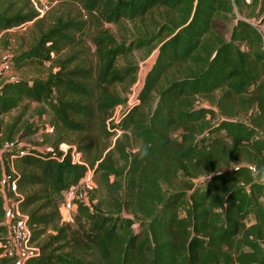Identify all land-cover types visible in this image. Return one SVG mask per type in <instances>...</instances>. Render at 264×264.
Segmentation results:
<instances>
[{
    "label": "trees",
    "instance_id": "1",
    "mask_svg": "<svg viewBox=\"0 0 264 264\" xmlns=\"http://www.w3.org/2000/svg\"><path fill=\"white\" fill-rule=\"evenodd\" d=\"M39 1L0 0V33L33 22L11 68L49 63L44 78L0 83V117L36 103L53 121L50 149H2L0 188L27 215L39 249L25 264H264V37L244 18L229 28L234 8L259 18L264 0H64L95 20L138 23L127 39L99 27L94 67L83 57L85 23L54 15L43 29ZM156 44L139 102L111 124L120 131L113 146L96 153L91 130L107 129L137 74L119 59ZM36 131L18 116L0 126V146ZM88 169L106 198L87 191L88 204L76 201L62 223V192ZM4 204L0 194V242Z\"/></svg>",
    "mask_w": 264,
    "mask_h": 264
},
{
    "label": "rangeland",
    "instance_id": "2",
    "mask_svg": "<svg viewBox=\"0 0 264 264\" xmlns=\"http://www.w3.org/2000/svg\"><path fill=\"white\" fill-rule=\"evenodd\" d=\"M65 1L63 0V1H55L53 3H48L45 0H40L38 4L34 2L40 13L38 18L44 17L40 25L43 29L47 28L51 17L54 15L70 16L79 21H83L85 23V27L87 28L84 36V41L82 44V46H84L83 57L85 61L93 67L96 66V57L94 55L95 46L93 44V36L95 31L99 27L108 29L109 32L114 34V36L117 37L118 39H127L129 37H132L135 35V32L137 31L138 23L136 22L133 23L130 21H124L118 25L105 23L102 20H95L94 17H87L78 4H71ZM247 1L249 2L250 0ZM245 13L247 14L248 12L246 11ZM245 13L243 16H240L239 11H237V9L234 8L233 10L234 17L232 19V22L229 24V28L234 24L235 19L244 18L246 20L252 21L254 25H259V29L264 37V14H262L261 17L259 18H253V17L247 18L245 17L246 16ZM32 36H33V22H28L17 28L0 33V83L3 81L13 80V79L15 80L18 78H22L26 80H31L35 77L44 78L48 74L49 63H45L43 66L29 65L21 68L20 70L14 69L13 67L6 72L1 70V57L3 55H8V57L11 59L15 54V52H17L18 50L20 49L25 50L29 46ZM157 51H158V44L154 45L149 49H141L135 51L132 53V55L128 57H122L119 59L118 64L121 66L127 62H131L137 66V71L141 68L142 70L141 75L143 73L146 75V73L149 71L150 67L152 66L156 58ZM131 84L129 85V87L131 86ZM120 89H121L120 87H116V90H120ZM18 116H20L21 124L24 123L31 124L32 127L37 129V131L32 135L26 136L19 142L17 141V139L14 140L13 141L14 145L15 142H17L18 145L23 144L28 147H33L40 151H46L50 149L51 148L50 143L54 137L52 134L53 121H52V116L49 110L47 109V107L43 104H36V103H32L27 106H21L9 112L8 114L1 116L0 126L4 128L6 125L12 123L14 119ZM106 130L107 129L104 130L103 127L100 124H98L90 132L91 141L94 144L93 147L96 153H105L114 144L116 138L115 135L106 133ZM20 132H22V130ZM65 145L69 146V144L63 143V146H59V149L64 148ZM105 149L106 151H104ZM3 159L4 158L2 156V146H0V163H2ZM91 182H92V186H91V190H89L90 191L89 195L90 194L94 195L95 200L102 198L105 199L106 195L103 189H100L98 187L95 179H92ZM8 193L9 192L6 186L2 185V187L0 188V194L3 198V203L5 202L4 201L5 198L8 199L7 196ZM60 201H62V197H60ZM249 219H250L249 215L246 216V220L248 221ZM72 225L73 224H70L69 226Z\"/></svg>",
    "mask_w": 264,
    "mask_h": 264
},
{
    "label": "built area",
    "instance_id": "3",
    "mask_svg": "<svg viewBox=\"0 0 264 264\" xmlns=\"http://www.w3.org/2000/svg\"><path fill=\"white\" fill-rule=\"evenodd\" d=\"M22 26V25H21ZM11 68V59L8 55L1 57V70L6 72ZM141 68L137 71L136 78L125 93V102L116 105L109 118L106 120V127L108 130L115 131V137L120 133L117 129L111 128V124H117L124 113L139 102V93L143 85L145 74L141 75ZM14 146V142H4L2 149L11 148ZM59 146H63V143ZM70 149V157L73 163L83 164L81 159V153L78 152L74 146L69 145L59 150L66 153ZM88 169L86 175L80 180L76 187L70 188L62 192V201L60 203V220L62 223H71L73 219V213L76 208V201H82L87 203V191L91 190L92 186V174ZM11 190L15 198H20L21 194L17 193L13 184ZM6 208L3 219V224L6 228V234L3 240L0 242L1 257L13 258L15 264H25L26 260L39 253V249L35 247L30 239L31 232L27 224V215L23 213L19 206L18 201L14 199H4Z\"/></svg>",
    "mask_w": 264,
    "mask_h": 264
},
{
    "label": "crops",
    "instance_id": "4",
    "mask_svg": "<svg viewBox=\"0 0 264 264\" xmlns=\"http://www.w3.org/2000/svg\"><path fill=\"white\" fill-rule=\"evenodd\" d=\"M250 217V216H249ZM249 221H250V219H249Z\"/></svg>",
    "mask_w": 264,
    "mask_h": 264
}]
</instances>
